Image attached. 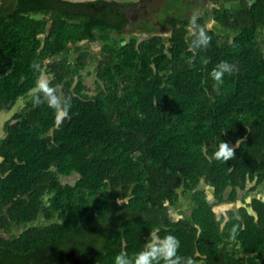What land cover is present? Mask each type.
Listing matches in <instances>:
<instances>
[{"label": "trees", "instance_id": "trees-1", "mask_svg": "<svg viewBox=\"0 0 264 264\" xmlns=\"http://www.w3.org/2000/svg\"><path fill=\"white\" fill-rule=\"evenodd\" d=\"M211 1L233 36L190 15V0H163L149 17L140 1L0 0V110L26 98L0 137V230L21 228L0 235V264H113L151 229L174 232L194 264H264V0ZM193 18L208 26L207 47L189 46ZM135 31L148 36H122ZM84 41L111 60L89 50L72 60L69 45ZM222 59L232 71L218 92L209 73ZM43 74L69 107L34 102ZM220 139L234 147L227 161L213 157ZM180 188L193 194L189 218L173 212ZM240 189L257 192L252 211L219 214ZM41 213L58 220L25 227Z\"/></svg>", "mask_w": 264, "mask_h": 264}, {"label": "clouds", "instance_id": "clouds-1", "mask_svg": "<svg viewBox=\"0 0 264 264\" xmlns=\"http://www.w3.org/2000/svg\"><path fill=\"white\" fill-rule=\"evenodd\" d=\"M187 38L189 46L194 49L207 47L211 37L208 26L197 23L193 18L192 23L187 27ZM39 68L37 64L35 66ZM232 71V64L227 59L219 60L210 69V76L214 81L213 87L219 92L224 84V77ZM38 91L43 94L36 95L34 102L42 100L53 109L67 108L70 106L69 98L57 91L58 86L51 84L46 78L38 76L36 80ZM234 155V147L224 139H220L214 148L213 157L218 160L227 161ZM105 182L108 177L104 178ZM239 219V213H236ZM237 234V226L233 225L229 238L234 239ZM181 240L172 231H165L162 235L158 229H151L144 239L142 245L135 252L130 254L127 250H120L114 255L113 264H194L192 255L183 254L180 251Z\"/></svg>", "mask_w": 264, "mask_h": 264}, {"label": "rangeland", "instance_id": "rangeland-1", "mask_svg": "<svg viewBox=\"0 0 264 264\" xmlns=\"http://www.w3.org/2000/svg\"><path fill=\"white\" fill-rule=\"evenodd\" d=\"M75 1H82V0H75ZM130 1H140L139 2L140 5L138 6V12L139 13H140L139 9H141V11H144L143 9H147V8L150 10L149 12L151 13V11L153 9L157 10V5H159V3L162 0H151V2L153 3V6H154V8H152V10H151V7L147 6L150 3L149 2L150 0H130ZM202 1L204 3H207L209 5V8H211V9H214L213 5H215V4L219 5V3L212 2L210 0H202ZM141 4H143L145 7H141ZM181 5H182V7L183 6L184 7L185 6L186 7H190L188 12H190V15L194 14V12H193V11H195V7H193L194 5H192V7H191V5L187 4V2H183ZM223 6L231 7L233 10H236V9L240 8V0H227V1H224ZM178 7H180L179 3H178ZM135 16H137V15L136 14H132L133 18ZM208 17H209L208 18L209 27L214 28L218 35L233 36L235 34L234 30L227 29V28L223 27L222 25L218 24L216 21H214L212 13L209 14ZM130 35L131 34L127 33V34H124L122 36L129 37ZM132 35H137L139 38L148 36L144 32H140V31H135V32L132 33ZM164 35H165L164 36V40L166 42H168V35H169L168 32H164ZM69 46H70V52L68 54H69V56H70V58L72 60H74L76 58V56L82 50H89L90 51V56H91L92 59H95V60H97V59H108V60H111V57L102 51V48H101L102 43H101V41H97V42H94V43H90V42H87V41L77 42V43L70 44ZM74 67H75V65L73 66V69H74ZM92 67L93 66L90 65L83 71L84 72V79H85L86 83L89 86V91H91V92H93V89L95 87L93 75L89 71V70H93ZM42 77L46 78L47 80H49V78H50V76L47 75V74H43ZM58 89L60 90V93H62L61 87H59ZM25 101H26V98L25 97H21V98L18 99V101L15 103V105L11 109H2V110H0V137H2L4 135V122L8 118H10L14 112H16V111L20 110L22 107H24ZM77 177H78V174L74 173V174L69 175V176H62V180L64 182L72 183V182L75 181V179ZM259 187L260 188H264V182L262 184H260ZM179 190L182 192V194H181L179 202L174 204V211H173L174 215L176 217L189 218L190 217V213H191L192 209L194 208V203L192 201V195H193L192 191L184 192V191H182L183 190L182 188H180ZM200 190L209 199L213 200V188L211 186H209V185H206L203 180H202V183H201V186H200ZM256 194H257L256 191H248V190L240 189L239 190V197H238V199L236 201L222 202V203L217 204L215 206V208H216V210H217V212L219 214L226 213V211L229 208L237 209L241 205H245L248 208H251L250 207L251 199ZM57 220H58L57 216H54L52 219L48 220V219L44 218V216H42V214H41V216L36 221H33V222H30V223L26 224L25 227L31 226L33 224H47L49 222H53V221H57ZM20 229L21 228L13 225V227L10 230H0V235L3 236V237H13V236H15V235H17L19 233ZM196 264H202V263L198 262Z\"/></svg>", "mask_w": 264, "mask_h": 264}, {"label": "flooded vegetation", "instance_id": "flooded-vegetation-1", "mask_svg": "<svg viewBox=\"0 0 264 264\" xmlns=\"http://www.w3.org/2000/svg\"><path fill=\"white\" fill-rule=\"evenodd\" d=\"M163 1V0H162ZM161 1V2H162ZM192 3H191V7H192V5H194L193 7H195V11H193L194 12V14H199V15H205L206 16V18H207V23H208V16H209V14H211L212 13V9L211 8H209V5L207 4V3H204L202 0H190ZM211 1V0H210ZM150 3L147 5V6H149V7H151V10H152V8H154V6H153V3L151 2V0L149 1ZM160 2V3H161ZM159 3V4H160ZM158 6V5H157ZM141 7H145L143 4H141ZM213 8V7H212ZM140 10V13H142V15H143V17L145 16V17H149V15H150V10L147 8V9H143L144 11H141V9H139ZM154 10V9H153ZM211 10V11H210ZM138 17V16H137ZM137 17L135 16L132 20L134 21V20H136L137 19ZM130 32V31H129ZM142 32V31H141ZM145 33V32H144ZM124 34H127V33H124ZM128 34H131L129 37H131V36H133L132 35V33H128ZM145 34H147V33H145ZM148 35V34H147ZM137 36V35H136ZM129 37H127V38H129ZM138 37V36H137ZM142 38H144V37H142ZM141 38V39H142ZM103 51V50H102Z\"/></svg>", "mask_w": 264, "mask_h": 264}, {"label": "water", "instance_id": "water-1", "mask_svg": "<svg viewBox=\"0 0 264 264\" xmlns=\"http://www.w3.org/2000/svg\"><path fill=\"white\" fill-rule=\"evenodd\" d=\"M41 214H42V213H41ZM41 214H39V217L41 216ZM42 216H43V214H42ZM39 217H38V218H39ZM49 223H50V222H49Z\"/></svg>", "mask_w": 264, "mask_h": 264}, {"label": "crops", "instance_id": "crops-1", "mask_svg": "<svg viewBox=\"0 0 264 264\" xmlns=\"http://www.w3.org/2000/svg\"><path fill=\"white\" fill-rule=\"evenodd\" d=\"M214 6V5H213ZM251 211H252V209L251 208H249Z\"/></svg>", "mask_w": 264, "mask_h": 264}]
</instances>
